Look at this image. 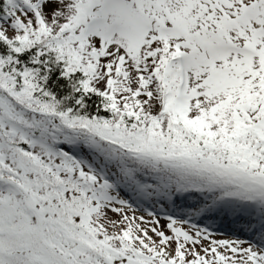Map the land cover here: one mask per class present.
Here are the masks:
<instances>
[{
    "label": "snow or ice",
    "instance_id": "6c2138e0",
    "mask_svg": "<svg viewBox=\"0 0 264 264\" xmlns=\"http://www.w3.org/2000/svg\"><path fill=\"white\" fill-rule=\"evenodd\" d=\"M0 264H264V0H0Z\"/></svg>",
    "mask_w": 264,
    "mask_h": 264
}]
</instances>
